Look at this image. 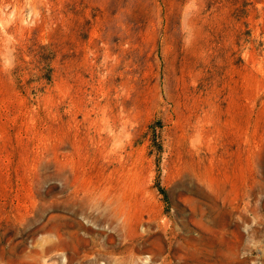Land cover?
Instances as JSON below:
<instances>
[{
    "label": "rangeland",
    "instance_id": "rangeland-1",
    "mask_svg": "<svg viewBox=\"0 0 264 264\" xmlns=\"http://www.w3.org/2000/svg\"><path fill=\"white\" fill-rule=\"evenodd\" d=\"M0 264H264V0H0Z\"/></svg>",
    "mask_w": 264,
    "mask_h": 264
},
{
    "label": "bare ground",
    "instance_id": "bare-ground-1",
    "mask_svg": "<svg viewBox=\"0 0 264 264\" xmlns=\"http://www.w3.org/2000/svg\"><path fill=\"white\" fill-rule=\"evenodd\" d=\"M213 219V218H212ZM215 220V219H214ZM210 222V221H209ZM209 222H208V225H209ZM215 222V221H214ZM214 226H216V225H214ZM58 231V230H57ZM56 233H58V232H56Z\"/></svg>",
    "mask_w": 264,
    "mask_h": 264
}]
</instances>
